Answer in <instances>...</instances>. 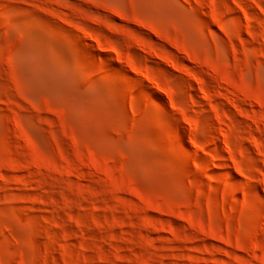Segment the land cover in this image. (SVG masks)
<instances>
[{
  "label": "rangeland",
  "instance_id": "obj_1",
  "mask_svg": "<svg viewBox=\"0 0 264 264\" xmlns=\"http://www.w3.org/2000/svg\"><path fill=\"white\" fill-rule=\"evenodd\" d=\"M0 264H264V0H0Z\"/></svg>",
  "mask_w": 264,
  "mask_h": 264
}]
</instances>
